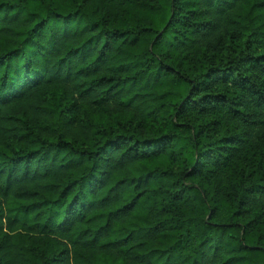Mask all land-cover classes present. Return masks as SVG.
Here are the masks:
<instances>
[{
    "label": "trees",
    "instance_id": "obj_1",
    "mask_svg": "<svg viewBox=\"0 0 264 264\" xmlns=\"http://www.w3.org/2000/svg\"><path fill=\"white\" fill-rule=\"evenodd\" d=\"M0 264H264V0H0Z\"/></svg>",
    "mask_w": 264,
    "mask_h": 264
}]
</instances>
